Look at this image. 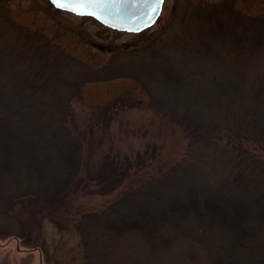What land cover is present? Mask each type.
<instances>
[{
	"label": "trees",
	"instance_id": "16d2710c",
	"mask_svg": "<svg viewBox=\"0 0 264 264\" xmlns=\"http://www.w3.org/2000/svg\"><path fill=\"white\" fill-rule=\"evenodd\" d=\"M177 8L158 40L176 26L181 47L119 50L95 67L111 66L109 75L75 80L87 64L49 49L0 5V236L36 245L33 227L42 232L72 195L117 190L106 207L75 218L81 264H137L121 243L128 234L151 257L181 242L189 264H264V71L253 66L264 14L231 0ZM62 55L74 69L44 64ZM111 75L139 82L147 107L183 132L178 160L157 163L156 143L131 153L114 144V116L137 106L126 98L78 122L83 84Z\"/></svg>",
	"mask_w": 264,
	"mask_h": 264
},
{
	"label": "rangeland",
	"instance_id": "374dc122",
	"mask_svg": "<svg viewBox=\"0 0 264 264\" xmlns=\"http://www.w3.org/2000/svg\"><path fill=\"white\" fill-rule=\"evenodd\" d=\"M220 1L224 0H166L157 20L138 33L111 30L88 16L78 17L67 11H58L43 0H0V5L8 6L7 13L18 25L25 26L31 33L41 35L48 41L49 49H63L80 62L86 63L87 65L84 66L79 63L73 71L74 75L62 74L64 77L71 75L72 79L76 80L90 75H109L112 71L111 66L98 71L96 68L109 64L114 53L129 48L143 49L154 44L155 41H160L158 39L166 30L169 21L175 18L174 12L177 7L193 8V5L220 3ZM231 1L235 8L244 14L253 16L264 14V0ZM178 30L176 26L170 28L161 37L162 41L150 48L181 47L177 39ZM30 36L32 40L33 36L31 34ZM22 45L24 49H35L31 48L30 41L22 42ZM191 48L193 49L192 46L186 49ZM260 49L254 57L253 66L264 71V44ZM52 62L59 64L63 69H74L73 64L67 61L64 55L54 59L47 58L44 64L50 66ZM89 66L95 72L88 69ZM122 97L137 106L122 110L114 116L115 119L110 127L114 144L131 153L141 150L144 143H156L159 153L156 157L157 163L169 165L178 160L186 146L183 132L165 119L156 116L155 112L147 107V92L132 77L111 75L109 78L86 81L80 90V96L74 98V114L78 122L84 125L101 108ZM117 194V190L110 194L75 193L70 197L65 211L57 210L46 218L42 232L38 233L39 236L37 235L39 231L33 227L32 235L34 239L37 237L36 245L24 242L22 239L0 236V264H81L78 229L76 230L74 226L76 216L86 211L103 209L116 198ZM18 213H21L20 209L15 210V214L20 215ZM121 243L127 256L137 264H189L185 255V245L181 242L158 257L149 256L147 247L139 237L128 234Z\"/></svg>",
	"mask_w": 264,
	"mask_h": 264
},
{
	"label": "water",
	"instance_id": "95a60500",
	"mask_svg": "<svg viewBox=\"0 0 264 264\" xmlns=\"http://www.w3.org/2000/svg\"><path fill=\"white\" fill-rule=\"evenodd\" d=\"M53 3V0H50ZM60 10L90 16L119 31L138 33L156 21L162 4L155 0H63Z\"/></svg>",
	"mask_w": 264,
	"mask_h": 264
},
{
	"label": "flooded vegetation",
	"instance_id": "af4514ba",
	"mask_svg": "<svg viewBox=\"0 0 264 264\" xmlns=\"http://www.w3.org/2000/svg\"><path fill=\"white\" fill-rule=\"evenodd\" d=\"M43 1L46 2V4H48V6H52L53 8H56V9H57V7H54V6H53L54 4H52V2H51L50 0H43ZM165 1H166V0H164V3H165ZM164 3H163V4H164ZM163 4H162V6H163ZM57 10H58V11H63V12H66V11H67V10L65 11V10H59V9H57ZM67 12H68V11H67ZM68 13H70V14H72V15H74V16L77 15L78 17H87V16H88V15H87V16H79L78 14L75 15L74 13H71V12H68ZM88 17H89V16H88ZM90 18H92V17H90ZM92 19H94V18H92ZM94 20H95V21H98V20H96V19H94ZM98 22H99V21H98ZM99 23H100L101 25H103L101 22H99ZM103 26H105V25H103ZM105 27H107V26H105ZM108 27H109V26H108ZM110 29H111V28H110ZM111 30H112V29H111ZM113 30H114V29H113ZM116 31H117V30H116ZM120 32H124V31H120Z\"/></svg>",
	"mask_w": 264,
	"mask_h": 264
},
{
	"label": "snow or ice",
	"instance_id": "6c2138e0",
	"mask_svg": "<svg viewBox=\"0 0 264 264\" xmlns=\"http://www.w3.org/2000/svg\"><path fill=\"white\" fill-rule=\"evenodd\" d=\"M63 0H53V3L57 6H60L62 4ZM157 5L163 4L164 0H155Z\"/></svg>",
	"mask_w": 264,
	"mask_h": 264
}]
</instances>
